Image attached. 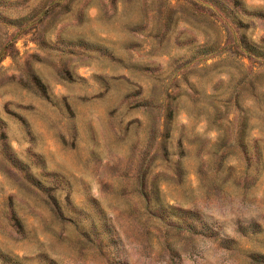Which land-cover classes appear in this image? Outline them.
Wrapping results in <instances>:
<instances>
[{"label": "rangeland", "instance_id": "1", "mask_svg": "<svg viewBox=\"0 0 264 264\" xmlns=\"http://www.w3.org/2000/svg\"><path fill=\"white\" fill-rule=\"evenodd\" d=\"M0 264H264V0H0Z\"/></svg>", "mask_w": 264, "mask_h": 264}]
</instances>
